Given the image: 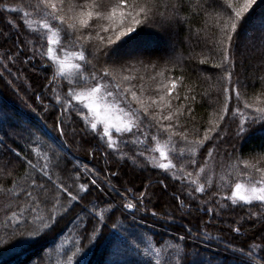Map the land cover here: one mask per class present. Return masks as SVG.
<instances>
[{"label":"trees","instance_id":"obj_1","mask_svg":"<svg viewBox=\"0 0 264 264\" xmlns=\"http://www.w3.org/2000/svg\"><path fill=\"white\" fill-rule=\"evenodd\" d=\"M36 2L37 0H0V117H3L0 119V141H3L0 143V264H68L69 258L71 264H114L115 238L110 226L117 218L134 234L130 239L140 238L145 241L140 244L141 250L147 246L148 241L152 248L160 249L159 257L153 256L151 259L142 254L121 253L120 259L124 264H176V260L180 259L175 255L177 246L183 253L189 254L183 257L184 264H243L242 258L233 248L248 251L249 246L255 243L258 247L252 251L264 249V223L257 222L255 217L241 219L248 212L247 207H233L226 198L222 203L228 204L230 210L210 214L201 207L197 211V206L213 197L214 193L223 194L226 191L231 196L235 182L242 179L240 173L246 170L237 157L255 162V159L264 154V125L253 127L246 136L238 137L236 132L239 117L233 118L232 115V109L237 106L232 85L237 79L246 85L240 91L249 102H253L256 95H264V0H255L245 13L246 19L242 17L243 26L238 22L239 36L233 34L234 42L231 45L221 44L223 25L228 16H234L233 8L241 6L244 0H231L230 5L226 0H156L158 12L171 18V23H161L158 16L156 22L137 26L135 35L125 40L119 51L122 54L123 48L130 44L153 43L161 37L167 43L170 42L172 47H160L158 51L152 50L148 55L138 54L131 59H123L121 56L114 61L103 56L97 59L88 54L99 46L96 33L107 23L106 20L93 18L87 31L76 32L77 36H87L91 31L93 36L91 42L81 40L87 60L91 62L84 67L83 74L89 75L93 71L103 74L107 67L111 75L104 79L112 84L119 83L121 90L132 85L140 102L148 104L149 97L162 94L158 84L165 82L171 87L170 81L176 79L177 83L171 94L173 105L178 107L184 104L185 111L180 117V126L175 127L172 140H168L166 132L159 133L158 139L166 146L169 160L175 165V169L170 168L168 172L176 171V175L180 176V165L184 164V170L192 172L193 179L199 176V182L205 184L206 192L198 193L195 201L188 196L187 178L182 183L166 175L163 169L152 166L142 169L141 165L145 164L143 159L132 169L131 163L118 159L115 153L110 152L105 156L106 145L91 139V133L88 138L82 135L84 124L76 112L64 116L63 134L57 130L60 108L54 107L58 103L55 95H60L61 99L66 98L68 81L58 78L61 88H57L56 84L50 85L55 62L49 67L48 61L42 59L39 53L32 59L33 45L28 41H36V47L41 42L26 27L25 21H33L31 28L42 31L35 23L42 18L33 11ZM103 2L110 5L117 0ZM64 3L67 8L72 3L83 5L86 0H64ZM251 29L255 30L253 34ZM160 32H164L165 36ZM244 35L251 40L248 44L250 51L242 47ZM18 43H23L25 47L17 58L14 54L18 52ZM60 45L68 50H80V44L69 46L67 39ZM254 45L261 50L260 53L253 51ZM43 47L47 51L46 42H43ZM224 48H227V53ZM24 54H28V60H25ZM225 54L231 59V68L227 66ZM229 71L232 72L231 84L226 75ZM161 72L163 76L160 75ZM90 82L78 84L76 88H83L86 84L90 85ZM177 95L179 100L175 99ZM128 101L135 107L139 106L137 101L132 100L130 93ZM226 104L229 110L225 114L223 109ZM239 106L243 107V102ZM188 107L192 109L191 113L187 112ZM160 112L156 106L150 107V113ZM166 114L167 109L163 110V115ZM143 115L147 116L145 124L153 121L151 115ZM221 115H224L223 120H220ZM215 121L219 122L220 140L205 141V146L201 147L195 141L197 138L203 139L205 129L215 127ZM29 123L36 129L40 141L30 138L28 131L21 126ZM141 131L148 129L142 126ZM181 132L188 137L187 141L179 135ZM156 134V128L153 127L150 135ZM210 135L215 136L216 133ZM56 137L61 140L62 145ZM125 139L132 138L125 136ZM136 139L141 140L143 137L137 133ZM42 141L54 144L56 152L49 151ZM147 143L148 148L124 144L120 147L128 155L137 150L149 153L154 157L153 163L159 165L155 160L159 152L153 151L156 141L148 139ZM214 144L217 150L213 153V158L205 161L208 149ZM94 146L97 149L92 153L89 149ZM190 147H196L197 152L193 154L185 151L181 156L180 149ZM37 148L41 152H47L51 158L46 169L51 174V180L43 178L49 192L54 190V182L64 183L74 194L79 192V184H87V194L79 192L82 199L74 201L76 207L73 211L80 212L84 206L91 208L98 202L100 207L97 212L103 210L106 216L111 215V219L103 226V233L91 243L82 231L81 222L76 221L72 213L60 220L51 232L26 238L24 243H19L18 235H14V232L18 234L20 231L17 228V224L21 223L20 218L30 213L34 207L28 204L20 190L30 183L33 176L40 175L33 171L23 157L32 160L34 164L39 160L41 166L45 163L43 156H37ZM16 152H19V156ZM191 159H196L198 165L205 164V170L200 172L198 165L189 166ZM233 164L237 168L230 170ZM88 168L110 180L111 187L103 182L93 184L95 176ZM77 172L80 173L79 178L76 176ZM109 173L116 175L110 176ZM222 175L228 177L227 185L218 184ZM254 175L259 178L258 174ZM209 176L212 177L211 184L206 183ZM160 181H164L167 187ZM145 185H148L150 197L144 201L146 211L143 208L139 211L128 210L132 213L128 215L120 209L113 212L107 207L108 204H124L129 200L137 203L140 192L145 191ZM124 196H127V200ZM180 200L191 205V210L181 209ZM237 202L239 203L238 200ZM18 204L24 205L26 211L20 212ZM161 204L169 209V213L161 209ZM211 206L215 207L216 204ZM253 210L261 211L259 207H254ZM86 211L85 208L83 214L86 215ZM153 211L156 215H153ZM13 212L16 216L12 215ZM36 214L46 215L47 208H42ZM236 227H241V233L234 231ZM180 237L184 239L181 240ZM120 243L123 245L125 242ZM77 249L83 251L77 252Z\"/></svg>","mask_w":264,"mask_h":264},{"label":"snow or ice","instance_id":"obj_2","mask_svg":"<svg viewBox=\"0 0 264 264\" xmlns=\"http://www.w3.org/2000/svg\"><path fill=\"white\" fill-rule=\"evenodd\" d=\"M226 3L230 5L231 0H226ZM254 3L255 0H244L241 6L233 8L234 16H228L223 25L222 45H231L234 42L233 34L239 36L238 22L240 26H243L242 17L246 19L245 13L248 12ZM7 6L8 5H4V7ZM33 11L36 15L42 17L35 22L42 31L31 28L33 21H25L26 27L30 28L41 42L40 46L36 47V41H28L29 44L33 45L31 48L32 59H35L36 54L39 53L42 59L48 61L49 67H52V62H55L56 66L49 81L50 85L56 84L57 88H61L62 85L58 78H64L68 81L66 98L61 99L60 95H55V101L58 103L54 104V107L59 106L60 108V115L57 117V130L63 134L64 116L76 112L84 124L82 135L88 138L89 133H91V139L98 140V143L106 145V150L104 152L105 156L110 152L115 153L118 159L129 162L134 167L139 165L140 159H143L145 164L141 165L142 169L147 166L163 169L166 175H170L173 180H180L182 183L185 181V178H187L188 196L194 201L197 199L198 193H205V184L199 182V176L193 179V173L184 170V164L180 165L179 170L181 175L177 176L176 171H167L170 168L175 169V165H173L171 161H169V163L156 165L153 163L154 157L149 153L137 150L134 154L128 155L120 147L121 144H124L137 148H148L149 145L147 140L151 139L156 141L153 151H159V155L164 159L168 158L169 152L166 146L161 145L158 135L161 132H166L168 133V140L171 141L172 134L175 132V127L180 126V117L185 111L184 104H180L178 107H174L173 105L171 94L176 86V79L170 81L171 87L165 82L158 84L157 87L162 90V94L149 97V103L145 104L140 102V97L136 91L132 90V85H127L121 90V85L119 83L112 84L106 82L104 77L111 75L107 67L104 68L103 74H97L95 71L89 75L83 74L84 67L91 62L87 60L86 51L81 40L91 42L93 36L91 31L88 32L87 36H77L76 32L87 31L90 27V21H93V18L106 20L107 23L100 27L99 31L96 33V40L99 42V46L88 54L93 55L97 59L103 56L105 59L118 60L121 58V53L119 51L121 44L135 35L137 26L156 22L158 16L160 17L161 23H171V18L165 17L158 12L156 0H131V2L130 0H117V2L110 5H105L103 0H92V2L86 0V3L83 5L72 3L69 4L67 8L65 7L64 0H37L33 6ZM69 13H71V15H69ZM25 15H27V13H25ZM262 31H264V29H262ZM101 32L104 34L101 35ZM65 39H67L69 46L80 44V50L71 53L73 59L78 58L80 62H71L68 58L69 54L66 48L63 58L55 54L54 46L60 45ZM117 41H119V43H117ZM43 42L47 43V51H45L43 47ZM17 47L18 52L14 55L18 58L19 55L23 53L25 45L23 43H18ZM224 51L227 53V48H224ZM24 55L25 60H28V54ZM224 59L227 62V66L231 68L232 64L230 57L225 54ZM154 66L155 65H153V67ZM72 69H76L77 71L73 73L70 71ZM160 75L163 76V73L161 72ZM226 75L231 84L232 72L229 71ZM113 79H115V77H113ZM89 81L93 82L92 86L84 87L79 90L76 88V85ZM232 87L235 89V100L237 104V106L232 109V115L233 118L239 117L236 135L238 137H244L251 128L264 125V95H256L253 98V102H249L241 95L240 89L246 87L241 80L237 79ZM109 88L112 90L109 91ZM53 91L55 92V89ZM225 91H227V88ZM129 93L132 100L138 102V107L133 106V104L128 101ZM187 98L186 95L185 100H187ZM175 99L179 100V95L175 96ZM241 102H243V107L239 106ZM122 103L125 105L124 107L121 106ZM153 105L161 110L159 114L150 113V107ZM165 109H167V114L163 115V110ZM228 110L226 104L223 112L226 114ZM187 112L191 113L192 109L188 107ZM143 114L151 115L153 121L145 124L147 116ZM0 119H3V117H0ZM223 119L224 115H221L220 120ZM68 122L71 123V120ZM213 123L215 127L205 129L204 138H197L195 141L201 147L205 146V141H211L213 139L217 141L220 140L221 133L218 131L219 122L215 121ZM21 126L28 131L30 138H35V140L40 141L41 138L37 135L36 129L30 123ZM142 126L147 128L148 131H141ZM153 127L156 128V135H150ZM73 132H75V129H73ZM137 133H139L143 139L137 140ZM211 133H216V135L212 136L210 135ZM179 135L184 141L188 140V137L184 135L183 132L179 133ZM125 136L131 137L132 139H125ZM0 143H3V141H0ZM42 143L47 145L49 151L53 153L56 152V146L54 144H47L46 141H42ZM97 146L89 149V151L94 153ZM216 150L217 146L215 144L212 148H209L208 154L204 158L205 161L212 159L213 153ZM35 151L38 157H44L45 163L41 166L39 160L34 164L32 160L23 157V160L33 171L38 172L40 175L33 176L30 179V183L26 184V186L20 190L28 201V204L34 205V207L31 208L30 213L20 218L21 223L17 224V228L20 229V231L18 234L14 232V235H18V242L24 243L26 238L35 237L43 232H51L58 225L60 220L64 219L69 213H72L75 220L81 222L82 231L91 243L103 233V226L111 219V215L106 216L103 210L98 213L97 208L100 207L98 202L91 208L84 206L80 212L73 211L76 207L74 201L82 199L79 192L87 194L89 190L87 184H79V192L74 194L73 191H69V188L66 187L64 183L54 182V190L49 192L43 178L48 177V179L51 180V174L46 171L51 163V158L48 156L47 152H41L39 148ZM185 151L195 154L197 148H181V156ZM16 154L19 156V152H16ZM237 160L245 166L246 170L240 173L242 179H237L235 182L231 196L229 197L226 191L223 192V194L214 193L213 197L197 206V211H199L201 207L210 214H219L222 211L230 210L228 204L222 203V201L227 198L230 200L233 207L248 208V212L244 217H241V219L248 220L251 217H255L257 222L264 223V166H260L264 165V154L260 155L259 159H255V162H253L252 159L241 160L239 157H237ZM197 165V160L191 159L189 166ZM198 167L200 172L205 170V164H199ZM236 168L237 165L235 164L230 166V170ZM92 171L93 173L95 172V170ZM254 173L258 174L259 178H257ZM79 175L80 173L77 172V178H79ZM109 175L114 176L116 173H109ZM245 180L247 181L246 183L244 182ZM92 183L95 184L96 181L93 180ZM105 183L111 187L110 180H106ZM160 183L164 184V181H160ZM206 183H212L211 176L208 177ZM227 183L228 177L226 175L220 176L218 184L227 185ZM164 187L166 188L167 185L164 184ZM147 188L148 185H145V191L140 192L137 203L108 204L107 207L112 209L113 212L120 209L123 212H127L128 215H132L128 210L139 211L143 208V210L146 211L147 206L144 204V201L150 199ZM128 191L130 192L131 189ZM237 198H239V203L237 202ZM124 199L127 200V196H124ZM177 199H179V197H177ZM90 203L92 202L90 201ZM179 203L181 209L188 208L191 210L192 206L186 205L183 200H180ZM213 203L216 204L215 207L211 206ZM48 205H50V207H48ZM17 207L20 212L26 211L24 205L18 204ZM45 207L47 208L46 215L36 214ZM254 207H259L261 211H254ZM85 208L87 209L86 215L83 214ZM61 212L63 215H60ZM12 215L16 216V213L13 212ZM153 215H156L155 211H153ZM21 225H23V227ZM110 231L115 238L113 255L116 257V260L114 264H124L120 259L121 253L132 255L142 254L149 259L153 256L159 257L160 249L152 248L150 241H148L147 246L141 250L140 244L145 241L140 238L130 239L134 234L124 227L123 221L119 218L116 219L115 223L111 224ZM234 231L241 233V227H236ZM180 239L183 240L184 238L180 237ZM121 241L125 243L122 245L120 243ZM128 245H131V247H128ZM257 247L258 246L253 243L249 246L248 251H245L243 248H233L232 250L240 255L243 264H264V249H261L259 252L252 251V249ZM81 251L83 250L77 249V252ZM175 255L176 257H180V259L176 260V264H184L183 257L189 254L183 253L180 247L177 246ZM68 264H71V258H69ZM153 264H155V262H153Z\"/></svg>","mask_w":264,"mask_h":264},{"label":"rangeland","instance_id":"obj_3","mask_svg":"<svg viewBox=\"0 0 264 264\" xmlns=\"http://www.w3.org/2000/svg\"><path fill=\"white\" fill-rule=\"evenodd\" d=\"M251 32H252V34L255 32V30L254 29H251ZM163 34L164 36H165V34H164V32H160V34ZM161 34V35H162ZM262 34H264V33H262ZM249 37L247 36V35H244L243 36V39H242V47H243V49H246V51H250L249 50V48H248V44L251 42V40H249L248 39ZM164 39V37L162 38H160V39H158L157 41H155V42H153V43H151V42H146V43H144V44H140V45H138L137 43H135V44H130V46H127V47H124L123 48V50H122V54H121V56H122V58L124 59V58H126V59H131V58H134V57H137V55L138 54H142V55H148V54H150L151 52H153L152 50H160V47H166L167 49H171V47H172V44H170V42L169 43H167L168 41L167 40H163ZM250 41V42H249ZM152 44V45H151ZM175 44H173V46H174ZM254 50L253 51H255V52H257V53H260L261 52V50L258 48V47H255V45L252 47ZM67 50V52H68V58H69V60L71 61V62H74V63H76V62H80L79 60H78V58H76V59H73V57L71 56V53H73V52H76V51H73V50H68V49H66ZM54 52H55V54H57V55H59L61 58H63L64 57V52H65V48L64 47H62L61 45H56V46H54ZM71 72H76L77 70L76 69H72V70H70ZM106 82H109V83H111V81H108L107 79H104ZM90 86H92V82H90V85L89 84H86V86L85 87H90ZM84 88V87H83ZM79 89H81V88H78V90ZM112 89L111 88H109V91H111ZM121 106L122 107H124L125 105L122 103L121 104ZM118 115V114H117ZM50 133L51 134H53V132L52 131H50ZM54 135V134H53ZM57 138V140H58V142L60 143V145H62V142H61V140L58 138V137H56ZM162 145V144H161ZM164 145V144H163ZM165 146V145H164ZM159 152V151H158ZM158 163H160V164H165V163H169V157L167 158V159H164V158H162L159 154L158 155H156V159H155ZM78 164H80V165H82L80 162H78ZM133 166V165H132ZM127 169V168H126ZM132 169H134V166H133V168ZM131 169V170H132ZM88 171H92L93 169H91V168H88L87 169ZM92 174L95 176V178H93V180H95L96 182H98V183H105V181H106V179L102 176V175H100V174H98V173H96V172H94L93 173V171H92ZM106 185H107V183H105ZM237 200L239 201V198H237ZM129 202H132V201H130L129 200ZM132 203H134V202H132ZM161 209H164V210H167V213H169V209L167 208V207H165L164 206V204H161Z\"/></svg>","mask_w":264,"mask_h":264}]
</instances>
